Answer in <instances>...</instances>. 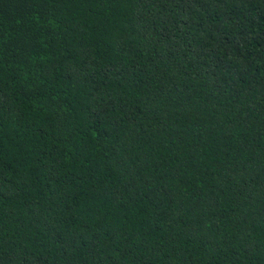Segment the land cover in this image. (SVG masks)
<instances>
[{
  "label": "trees",
  "instance_id": "16d2710c",
  "mask_svg": "<svg viewBox=\"0 0 264 264\" xmlns=\"http://www.w3.org/2000/svg\"><path fill=\"white\" fill-rule=\"evenodd\" d=\"M0 264H264V0H0Z\"/></svg>",
  "mask_w": 264,
  "mask_h": 264
}]
</instances>
